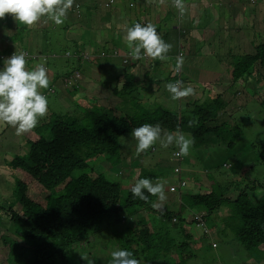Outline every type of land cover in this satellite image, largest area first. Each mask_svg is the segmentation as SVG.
I'll use <instances>...</instances> for the list:
<instances>
[{
    "label": "rangeland",
    "instance_id": "374dc122",
    "mask_svg": "<svg viewBox=\"0 0 264 264\" xmlns=\"http://www.w3.org/2000/svg\"><path fill=\"white\" fill-rule=\"evenodd\" d=\"M105 1L85 0V4L81 9L82 16L71 12L73 10L71 9L62 25H56L51 21L45 22L42 19L34 26L28 27V30L20 28L16 31L18 27L24 25L18 24L11 14L7 15L5 19H0L1 48L6 49L9 54H13L17 49H28L25 54L29 56L27 67L30 70L38 64H44L48 69V74H55L59 71L60 75L54 81L56 92L47 96L50 106L47 116L40 121H48L53 109L59 114H65L70 111L75 113L76 103L87 105L92 109V103L83 101L81 96L85 95L86 90L92 89L96 93L94 98L103 99L104 104L118 107L120 111L127 110L129 108L128 105L132 108L134 106L132 103H125L122 97L112 91V89L117 90L120 94L118 83L110 84L109 89L103 87L107 83H105V79L102 76L104 71L102 68H112L115 72L112 73L113 76L120 71L118 67L125 68L127 71L133 70L140 79L142 72L147 70V63L139 61L137 66L131 65L128 68L120 64V58L105 60L109 57L105 59L104 57L111 55L112 50H115V56L120 53L116 39L112 36L117 35L119 40L124 41L126 29L137 22L143 23L144 21V24L149 23L150 14L151 18L154 19L160 16L163 17L161 24L169 30V37L172 42L177 38L179 41V34H182V31L186 28L185 21L188 17L179 22V10L173 7L172 0H165L163 4L156 2L153 14L147 4V0ZM191 1L199 4L203 9L206 6V11L209 13L206 37L210 38L212 33L213 37L211 43L206 44L205 50L207 52L208 48H210L215 55L203 57L195 52L186 50L187 52L185 53L184 51V55H182L183 65L180 68L182 73L185 72V69L189 72L197 73L201 61L204 65H211L219 58H226L227 52H231V57L233 58L241 53L254 51L253 40L255 36L250 33L249 27L254 21V23L260 25L261 29H264V20L261 19L264 15V0ZM76 2L82 3L84 1L77 0ZM184 3L189 14V9L191 8L188 5L191 2L190 0H184ZM212 4L216 9L213 8ZM87 5L93 10L91 15L90 9H86ZM112 8L116 10L115 13L111 12L110 14L108 11L113 10ZM251 14L253 15L252 19H250ZM151 22L154 23L152 19ZM182 23L183 26L180 27ZM48 25L54 27V29L52 30L53 33L47 31L49 36H46L44 31ZM164 26L158 30L162 38L167 30ZM15 31L23 35L24 42L16 35ZM257 35L259 37L258 43L264 42V32L260 31ZM47 38H49L48 42L46 41ZM45 44L52 47L54 52H46ZM23 45H26V47ZM64 47H68L71 53L69 59H62L60 56L62 53L61 49L63 50ZM78 47H80L78 53L83 54L85 57L80 61L78 54L75 52ZM30 49H38V51H31ZM174 49L176 52V48ZM108 50H110L109 53ZM123 52L125 51L123 50ZM75 53L77 56H75ZM231 57L228 56L227 60L230 61ZM170 60L171 66H176V58ZM79 66L82 70L81 81L84 87L82 90L78 89L79 93L75 95L76 87L73 88L72 84L64 83L62 85L61 78L66 72H70ZM167 66L168 62L161 65L159 73L162 78L167 74ZM222 67L227 68L226 64L222 65ZM2 68L3 66L0 65V69ZM232 71L233 66L231 74ZM187 76L188 73H184L182 78L185 79ZM193 76L196 77L195 75ZM227 81L228 83H211L210 88L216 86V90L221 91L223 100L229 101L228 107L226 110L222 108L218 113V117L211 116V120L206 123L207 129L205 133L207 135H202L200 132L198 146H194L195 140H193L194 143L190 148V153L185 156L186 158L183 161L173 157V153L179 151L178 147L172 145L165 149L160 146L159 142L144 153L137 155L135 152V139L131 138L130 133L121 137V142L125 149L120 162L113 163L107 157L100 156L97 160L90 161L89 166L86 168V171L90 172L92 169L103 172L111 181L123 183V187H131L136 182L134 170L136 167L139 168V173L142 171L146 173L152 169H159L161 174L165 172V174L161 175L163 176L161 180L166 181L165 192L167 200L163 202V206L160 209L162 212H181V216H184L187 231L192 234L189 239L192 247L186 246L185 248H191L195 251V256L189 259V264H264V251L259 250L261 253L259 252V255H257L253 250L245 248L237 239L234 230L237 221L235 220L236 216L231 215L233 214L232 206L225 203L210 216L206 215L207 222L205 225L203 216L206 210L197 209L181 196L183 192L187 194L205 192L209 191L207 189L210 188L211 190L216 189L217 194L219 192L227 197L236 198L240 188L246 184L256 182L255 179L261 180L264 178V163H258L260 148L264 141V103L260 97L261 90L257 87L256 81L239 83V81H232L231 78ZM251 83L255 84V87ZM141 90L142 87L140 86L137 93L144 98ZM160 90L164 91V88L161 86ZM194 90L195 93L190 95V98L174 101L171 100V94L166 88V92L160 96H155L151 101L147 99L144 101L151 102L149 104L152 105L155 102H159L160 106L171 110H180L182 108L183 115L188 119L185 126L188 129L189 127L198 126L197 121L200 115L203 114V111H194L196 105L210 100V90L203 87H201L199 92L196 89ZM216 90H213V96H216ZM237 96L241 99H238ZM148 102L145 105L150 110ZM216 125H220L218 131H213L210 136L208 132L212 131V127ZM180 131L192 139L193 135L196 136L195 131L192 133L189 130ZM24 135L29 136L30 134L28 132L23 135H16L13 127L0 121V242L1 237L5 239H21L23 237L22 231L17 229L18 227L7 217V212L5 213V211L17 199L15 181L19 177V171L13 169L10 162L17 155L28 153L30 149L29 144L26 143L27 136L25 137ZM208 139L210 140L209 143L204 145L203 142ZM176 166L182 168L180 175L187 182V185L182 187L180 191L174 187L176 185L175 182L179 181V175L174 172ZM79 174V171L74 173V175ZM139 177L141 176L139 175ZM169 187L175 191L170 192ZM9 199L13 201L10 202ZM157 200L158 197H156L155 202ZM124 215H120V228L126 223L128 224V219ZM151 217L160 226H167L171 235L177 238L176 243L183 239V234L177 233L178 226L172 225L164 215L155 214L154 217ZM176 218L181 219L178 214L175 215L173 220ZM153 223L156 224V222ZM3 248L0 250L1 252ZM118 249L123 248L118 247ZM180 250H183V248H180ZM172 251H175V249H172ZM0 264H5L1 256Z\"/></svg>",
    "mask_w": 264,
    "mask_h": 264
},
{
    "label": "trees",
    "instance_id": "16d2710c",
    "mask_svg": "<svg viewBox=\"0 0 264 264\" xmlns=\"http://www.w3.org/2000/svg\"><path fill=\"white\" fill-rule=\"evenodd\" d=\"M76 1L71 12L82 16L81 9L85 0L82 3ZM115 8L108 12L115 13ZM86 9H90V15L93 13L90 6L87 5ZM252 17L251 14L250 19ZM151 19L150 14L149 23H152ZM162 19V16L157 17L152 23L156 25L157 30L164 26L161 24ZM261 19L264 20V15ZM20 28L28 30L27 26ZM53 29L54 27L48 25L44 34L49 36L47 31L52 32ZM249 31L255 36L254 51L233 57L232 78L242 83L249 81L250 77H256L264 103V42L258 43L257 35L260 31L264 32V29L253 21ZM18 35L25 41L23 35ZM112 37L116 39L120 53L115 56V50H112L111 55L104 57H109L105 60L120 58V64L128 68L131 65L137 66L139 61L147 63V70L141 74L144 77L142 79H139L133 70L124 69L114 77L110 74V68H102L109 73L105 87L109 89L110 84L118 83L120 94L117 90L112 91L122 97L125 103H132L134 106L130 108L127 104L129 108L120 111L118 107L104 104L103 99L94 98L95 90H86L85 95H81L82 100L92 103V109L79 103H76L75 113L70 111L59 114L53 109L48 121L39 126L38 131L31 130L29 136L24 135L27 136L26 143L30 149L28 153L19 154L10 162L12 168L19 171V177L15 181L17 199L5 211L17 229L22 231L23 237L13 240L1 237L0 250L4 248L0 251V256L8 264H88L82 255L93 264H109L111 252L118 247L130 249L140 264H189V259L195 256L193 249L185 248L192 247L189 243L192 234L187 231L181 212L168 211L164 215L170 221L177 214L181 217L172 223L178 226L177 233L183 234V239L176 243L177 238L171 235L167 226H160L151 217L153 213L161 210L152 206L156 196L145 191L148 201L133 198L132 186L124 188L123 183L111 181L104 173L99 174L98 170L86 171V168L90 161L97 160L100 156L107 157L113 163L120 162L125 149L121 137L130 134L133 128L143 123H159L164 130L169 131H195L194 139L198 146V136L200 137V129L204 127V123L210 120L211 116H217L222 107H228L229 101L224 102L221 97H217L211 104L197 105L195 112L203 111L204 114L200 115L198 120L201 126L187 129L185 126L188 119L181 110H166L159 102H155L154 106L144 100L151 101L155 96L165 93L169 82L188 81L193 84V79L181 78L182 70L176 71V66H171L169 55L166 61L147 57L134 61L124 41L119 40L117 35ZM163 39L172 44L171 50L175 51L176 48V51L183 54L184 51L187 52L181 49L179 44L177 46L175 41L170 40L168 29ZM45 48L54 52L49 45L45 44ZM61 51V54L69 52L68 47ZM77 51H80V47L75 52ZM61 58L69 59V56L63 54ZM167 62V74L162 78L159 70L161 65ZM75 70H81L80 66L65 74L72 75ZM185 72L191 75L186 69ZM71 84L73 88L76 87L75 94L79 93L78 89L82 90L81 80ZM140 86L144 98L137 93ZM161 86L164 91L160 90ZM147 102L150 110L146 108ZM209 141L205 140L203 144L207 145ZM258 163H264V141ZM134 170L136 179L150 178L154 183L165 174H161L159 169L146 173H139L138 167ZM76 171L80 174L74 175ZM255 180L256 182L240 188L236 198L219 192L217 194L216 189L210 188L207 189L209 191L194 194L183 192L181 196L197 209L206 210L203 216L205 225L206 215L210 216L225 203L232 206L231 215H235L237 221L234 226L237 239L245 248L259 255V250L264 251V178ZM122 213L131 215V221H127L128 224L120 228ZM180 248L183 250L179 251ZM4 253L5 255H2Z\"/></svg>",
    "mask_w": 264,
    "mask_h": 264
},
{
    "label": "clouds",
    "instance_id": "9594fccd",
    "mask_svg": "<svg viewBox=\"0 0 264 264\" xmlns=\"http://www.w3.org/2000/svg\"><path fill=\"white\" fill-rule=\"evenodd\" d=\"M74 2L75 0H0V19H5L7 15L11 14L18 24L27 27L34 26L42 19H44L45 22L51 21L56 25H62L67 19L68 13L72 9ZM148 2L151 3L152 0H148ZM159 3H165V0H159ZM172 5L179 10V18L185 20L188 12L184 0H172ZM124 43L130 50V56L134 61L146 57L152 60L166 61L169 55V59L176 58V71H180L183 65L182 55L184 54L181 51L175 52L171 50L172 44L165 42L158 33L156 25L152 23L144 24L137 22L128 27L126 29V35L124 36ZM27 50L28 49H17L13 54H9L6 49H0V65L3 66V68L0 69V121L13 127L16 135H23L31 130L36 132L39 126L46 122L40 120L47 116L49 110L47 96L54 93L56 89L55 82L50 81L48 69L44 64H38L31 70L27 67V59L29 57L25 54ZM78 52L79 51L76 52L78 54V59L85 58L83 54H79ZM76 53L75 56H77ZM63 54H66L69 58L71 57L70 51L64 52ZM80 55L82 58H79ZM81 72V70H75L72 75L67 76L65 74L61 78L62 85H64V83L71 84L74 81H80L82 78ZM184 73L181 74V78ZM59 75V73L54 75L55 80ZM184 80H186V78ZM166 88L173 100L190 98V95H194L195 93L193 85L190 83L183 85V81L169 82ZM214 88L216 90L217 87L215 86ZM238 94H240V92H238ZM215 95L216 96L212 99L210 98L209 101L198 105L211 104L215 102L217 97L222 98L221 93H216ZM162 108L165 109L163 106ZM222 108L226 110L227 107ZM181 109L182 108H180V110ZM216 117H218V115L215 116V118ZM210 120L206 121L204 127L200 129L202 135H207V133H205L207 129L206 123ZM197 123L198 126H201L199 121H197ZM218 127H220V125L213 126L212 131L208 132V134L210 133L211 136L213 131H218ZM190 128L194 127H189V129ZM192 132L194 131H191V133ZM131 136L136 142L135 152L137 155L144 153L159 142L160 146L165 149L172 145L178 147L179 151L174 152L173 157L178 158L180 161H183L186 158L185 156L189 155L190 148L194 143L193 140H195L194 135L192 139L179 129L175 132L164 130L159 123L155 125L143 123L141 126L131 130ZM194 146L197 147V144L195 143ZM174 172L179 175V181L175 182L176 185H174V187L180 191L182 187L187 185V182L186 179L180 175L182 172L180 166H176ZM99 174L103 175V172L99 171ZM165 184L166 181L161 179H157L154 183L150 178H140L132 184L131 194L133 198L148 201V196L145 195V191H147L150 195L158 197L157 202H153L152 206L156 209H160L163 206V202L167 200ZM169 191L173 192L175 190L169 187ZM165 213L166 212L160 210L153 213L151 216L154 217L155 214H160V216H162L165 215ZM122 214H125L124 216L127 217L128 221H131V215L126 213ZM165 218L170 221L167 217ZM174 218L175 217L170 221L171 223L175 222L176 219L173 220ZM8 240L13 239L10 238ZM2 255H5V253ZM82 257L88 261V264H93L86 256L82 255ZM3 260L5 264H8L5 259ZM109 264H140V261L134 258L131 251L127 249H117L111 252ZM152 264L158 263L152 262Z\"/></svg>",
    "mask_w": 264,
    "mask_h": 264
},
{
    "label": "crops",
    "instance_id": "0c3cea01",
    "mask_svg": "<svg viewBox=\"0 0 264 264\" xmlns=\"http://www.w3.org/2000/svg\"><path fill=\"white\" fill-rule=\"evenodd\" d=\"M156 2L159 3L158 0H152L151 3H149L147 0V4H148L150 10L152 11V14H153V11L155 10ZM190 2L191 3L188 6H190L191 9H189V14H187L188 18L185 21V27L186 28L184 29V31H182L183 32L182 34H179V41L177 38L175 40V44L177 46L179 44V47H181V49H183V50L198 53V54L202 55L203 57H212L215 55L213 53V51L210 48H208L207 52L205 50L206 44L211 43L212 37H213V33H212V36L210 38L206 37V35H207V20L209 17V13L206 11V6L203 9L202 7L199 6V4L193 3L191 0H190ZM212 6L214 9H216V7L213 4H212ZM152 20H153V22H155L154 18H152ZM183 20L184 19L179 18V22L183 21ZM182 26H183V23L180 27H182ZM19 28L20 27H18L16 29V31H18ZM16 31H15V33H16ZM15 33H14V35H15ZM16 35H18V33H16ZM48 39L49 38H47V40H46L47 42H48ZM23 46L26 47V45H23ZM179 47H177V48H179ZM30 50L31 51H38V49H35V50L30 49ZM46 52H48V51H46ZM231 54H232L231 52H227L226 56L231 57ZM227 57L224 59L219 58L215 63H213L211 65H204L201 61L199 64L197 73H193V72L188 71L191 75H188L186 80L193 79V84H191V85H193L194 89L198 90V92H199V90H201V87L206 88V89L210 90V93H209L210 98L211 99L214 98L215 96H213L212 92H213V90H215V88H214L215 86H212L210 88L211 83H213V84L214 83L221 84L223 82L228 83L227 80L229 78H231V80L234 81L232 78V74H231V68L233 66L232 63L234 60L231 57L232 59L230 61H228ZM224 64H226L227 68L222 67V65H224ZM119 65H111V66H119ZM118 68L120 69V71L118 72L119 74L121 73L122 70L125 69L122 67H118ZM110 69H111L112 73H115L112 68H110ZM143 72H145V71H143ZM57 73H59V71ZM107 73L108 72L106 70L102 72V76L105 80H106V78H109L107 76ZM112 73H110V74H112ZM118 73H116V75H114V77L117 76ZM55 74H52V73L48 74L51 82L55 81V78H54ZM193 75H195L196 77H194ZM142 78H144V77H141L140 79H142ZM256 79H257L256 77H250L249 81L250 82L256 81ZM187 83H190V82L187 81ZM251 85L253 87H255V84L251 83ZM258 85L259 84L257 83V86ZM105 86H106V84L103 87H105ZM83 87H82V89H83ZM216 93H221V91L216 90ZM75 95H77V94H75ZM171 100H172V98H171ZM83 101H85V100H83Z\"/></svg>",
    "mask_w": 264,
    "mask_h": 264
}]
</instances>
